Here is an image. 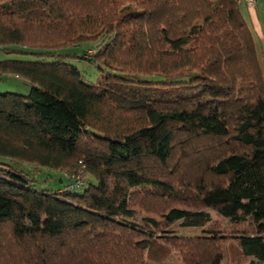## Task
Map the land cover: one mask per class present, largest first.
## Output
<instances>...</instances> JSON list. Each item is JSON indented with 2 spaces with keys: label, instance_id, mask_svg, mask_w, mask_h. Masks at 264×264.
<instances>
[{
  "label": "trees",
  "instance_id": "16d2710c",
  "mask_svg": "<svg viewBox=\"0 0 264 264\" xmlns=\"http://www.w3.org/2000/svg\"><path fill=\"white\" fill-rule=\"evenodd\" d=\"M0 51L26 55L0 75L30 85L0 92V264H161V224L204 227L207 208L250 222L240 260L264 264V73L238 0H0ZM26 163L68 182L39 187ZM158 201L162 223L139 221ZM226 238L172 243L183 264H221Z\"/></svg>",
  "mask_w": 264,
  "mask_h": 264
},
{
  "label": "rangeland",
  "instance_id": "374dc122",
  "mask_svg": "<svg viewBox=\"0 0 264 264\" xmlns=\"http://www.w3.org/2000/svg\"><path fill=\"white\" fill-rule=\"evenodd\" d=\"M242 9L244 11L246 10L244 6H242ZM256 10L258 13L264 17V0H259ZM107 41V38H100L98 41H91L87 43H82L79 45V47H68L65 50L67 52H76V53H85L86 56L89 55L94 56L96 49L103 47V43ZM21 57H26V55H8L0 51V60L4 59H17ZM73 65L77 66L83 76L84 81L87 83H97L101 76L102 72L99 70V68L92 63L81 60H70ZM30 90V85L23 81L21 78H17L11 75H5L3 77H0V92L5 91H11V92H19L23 94H27ZM31 165L26 163L25 170L27 172H30V174L35 178L36 184L39 187H44L47 189H52L58 191L59 189H62L65 184L68 182V179H64L62 182L59 181L60 178H63L62 172H56L49 169H44L43 172H33L31 171ZM93 177L89 174H87L86 182L87 185L93 181ZM83 188L77 189L76 192L82 191ZM177 203V202H176ZM185 202H181V204H184ZM164 203L161 201L158 202H143L142 204L139 203L137 205V211L139 213L138 220L141 221V218L144 216L153 217L154 219L160 221L162 223L163 218L160 213L161 207H163ZM187 205V204H184ZM188 206V205H187ZM190 207V206H188ZM192 208V207H190ZM212 217L213 221L211 223H208L204 227H185L181 224V221H176L170 225H164L161 224V229L157 230V236H165L169 243L166 242V240H161V238L158 239V246L164 245L168 249H170L169 256L163 261L161 264H183L182 257L179 253V246H174L172 243V239L174 237H195L200 235L203 230L211 227L215 230H217L220 234L226 235V243L225 245H228L226 250V256L221 264H247L248 259L240 260V250L237 246V240L236 236L242 232L247 233H253L255 232L254 226L250 222L246 223H240V224H234L229 219L221 216L216 210L207 208ZM179 245L181 244V241L177 242ZM175 247V248H174Z\"/></svg>",
  "mask_w": 264,
  "mask_h": 264
},
{
  "label": "crops",
  "instance_id": "0c3cea01",
  "mask_svg": "<svg viewBox=\"0 0 264 264\" xmlns=\"http://www.w3.org/2000/svg\"><path fill=\"white\" fill-rule=\"evenodd\" d=\"M242 6L245 7L242 9ZM242 13L251 28V31L253 33L254 39H255V46L259 55L260 64L264 73V17H262L258 11L256 10V7L248 6L246 3L240 4ZM5 75H0V77H3Z\"/></svg>",
  "mask_w": 264,
  "mask_h": 264
},
{
  "label": "built area",
  "instance_id": "2783aa9c",
  "mask_svg": "<svg viewBox=\"0 0 264 264\" xmlns=\"http://www.w3.org/2000/svg\"><path fill=\"white\" fill-rule=\"evenodd\" d=\"M258 1L259 0H238L240 4L246 3L248 6H251V7H256V5L258 4ZM70 178L73 180L74 185L78 186L84 183L85 175L83 172H79V173L70 175Z\"/></svg>",
  "mask_w": 264,
  "mask_h": 264
}]
</instances>
